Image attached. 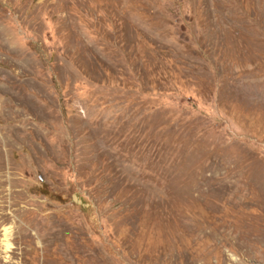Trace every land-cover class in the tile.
I'll use <instances>...</instances> for the list:
<instances>
[{
	"label": "rangeland",
	"instance_id": "1",
	"mask_svg": "<svg viewBox=\"0 0 264 264\" xmlns=\"http://www.w3.org/2000/svg\"><path fill=\"white\" fill-rule=\"evenodd\" d=\"M0 154V264H264V0H0Z\"/></svg>",
	"mask_w": 264,
	"mask_h": 264
},
{
	"label": "bare ground",
	"instance_id": "2",
	"mask_svg": "<svg viewBox=\"0 0 264 264\" xmlns=\"http://www.w3.org/2000/svg\"><path fill=\"white\" fill-rule=\"evenodd\" d=\"M2 164H3V161H2V158L0 157V187L1 188L5 185V182H6L5 178L3 179V177L5 176V174L2 172V168H3L2 167ZM1 192H3V191H1ZM0 209H1V207H0ZM4 237H5V246H6V248H8L9 243L7 242V238L9 237V233L6 230L4 232Z\"/></svg>",
	"mask_w": 264,
	"mask_h": 264
}]
</instances>
